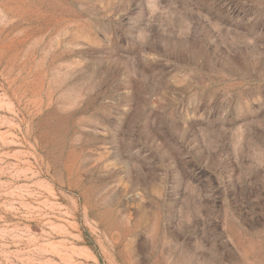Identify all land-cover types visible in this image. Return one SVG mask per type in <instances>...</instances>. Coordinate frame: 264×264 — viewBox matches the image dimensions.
I'll list each match as a JSON object with an SVG mask.
<instances>
[{
	"label": "rangeland",
	"instance_id": "374dc122",
	"mask_svg": "<svg viewBox=\"0 0 264 264\" xmlns=\"http://www.w3.org/2000/svg\"><path fill=\"white\" fill-rule=\"evenodd\" d=\"M0 264H264V0H0Z\"/></svg>",
	"mask_w": 264,
	"mask_h": 264
}]
</instances>
